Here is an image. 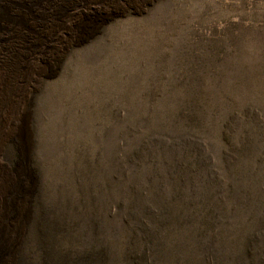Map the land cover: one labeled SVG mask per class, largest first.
I'll use <instances>...</instances> for the list:
<instances>
[{"label":"rangeland","instance_id":"obj_1","mask_svg":"<svg viewBox=\"0 0 264 264\" xmlns=\"http://www.w3.org/2000/svg\"><path fill=\"white\" fill-rule=\"evenodd\" d=\"M15 1L20 17L0 0V161L22 144L27 177L14 264H264V0Z\"/></svg>","mask_w":264,"mask_h":264},{"label":"bare ground","instance_id":"obj_2","mask_svg":"<svg viewBox=\"0 0 264 264\" xmlns=\"http://www.w3.org/2000/svg\"><path fill=\"white\" fill-rule=\"evenodd\" d=\"M63 1L64 0H45V5H55V8L60 9ZM5 4H8L9 8L14 10L13 15L20 17L21 4L15 0H5ZM39 14L40 15L31 12L28 18L33 24H38V21L41 19L40 17L45 15V9H41ZM20 146H22L20 149L23 154L19 165L14 168H10L0 161V264H14L13 257L11 253H9L10 249L8 245L13 240L12 230L10 229L12 224L10 216L16 213L15 206L17 198L24 195L27 189V177L24 170L25 149H22L24 148L22 144H20ZM29 189L30 174L28 170V192ZM21 210V215H23L24 207ZM14 230L15 229H13V231Z\"/></svg>","mask_w":264,"mask_h":264},{"label":"trees","instance_id":"obj_3","mask_svg":"<svg viewBox=\"0 0 264 264\" xmlns=\"http://www.w3.org/2000/svg\"><path fill=\"white\" fill-rule=\"evenodd\" d=\"M41 247H42V249L44 250V248H43V242H42V246H41ZM44 251H45V250H44ZM74 264H77V263H76V260L74 261Z\"/></svg>","mask_w":264,"mask_h":264}]
</instances>
